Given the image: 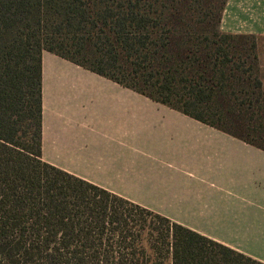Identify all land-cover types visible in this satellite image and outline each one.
I'll list each match as a JSON object with an SVG mask.
<instances>
[{"label": "trees", "instance_id": "1", "mask_svg": "<svg viewBox=\"0 0 264 264\" xmlns=\"http://www.w3.org/2000/svg\"><path fill=\"white\" fill-rule=\"evenodd\" d=\"M228 0H0V264H264L41 159L48 52L264 152L257 38Z\"/></svg>", "mask_w": 264, "mask_h": 264}, {"label": "crops", "instance_id": "2", "mask_svg": "<svg viewBox=\"0 0 264 264\" xmlns=\"http://www.w3.org/2000/svg\"><path fill=\"white\" fill-rule=\"evenodd\" d=\"M220 28L257 38L264 92V0ZM41 108L43 162L264 263L263 151L48 52Z\"/></svg>", "mask_w": 264, "mask_h": 264}, {"label": "rangeland", "instance_id": "3", "mask_svg": "<svg viewBox=\"0 0 264 264\" xmlns=\"http://www.w3.org/2000/svg\"><path fill=\"white\" fill-rule=\"evenodd\" d=\"M261 44H262V42H261Z\"/></svg>", "mask_w": 264, "mask_h": 264}]
</instances>
